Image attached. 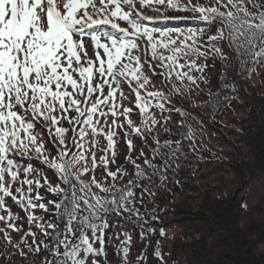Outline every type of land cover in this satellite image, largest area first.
I'll return each instance as SVG.
<instances>
[{"label": "snow or ice", "instance_id": "snow-or-ice-1", "mask_svg": "<svg viewBox=\"0 0 264 264\" xmlns=\"http://www.w3.org/2000/svg\"><path fill=\"white\" fill-rule=\"evenodd\" d=\"M238 68H264V0H0L3 264H150L120 229L155 234L144 197L191 163L192 108L227 106Z\"/></svg>", "mask_w": 264, "mask_h": 264}, {"label": "trees", "instance_id": "trees-1", "mask_svg": "<svg viewBox=\"0 0 264 264\" xmlns=\"http://www.w3.org/2000/svg\"><path fill=\"white\" fill-rule=\"evenodd\" d=\"M191 24L192 21H177L168 26L185 27ZM258 70H260V77L255 79L256 72L249 78H245L244 72L239 68L230 75V79L234 81L235 92L231 93L232 98L230 102H226L227 106H222L216 111L204 107L192 108L194 116L189 123L197 150L189 154L191 163H185L184 155L178 153L179 159L175 163L181 170L169 179L163 180L159 187L153 188L155 195L146 194L144 197L146 208L149 210L155 208L159 217L158 222L152 221V227L156 229L155 234H149L146 240L141 241L139 228L129 225L127 229H121V231L131 230L132 232L133 246L130 253L132 258L144 250L150 264H158L153 252L159 241L162 251L167 253L165 259L168 264L173 261L175 264H182L185 261L184 255L188 256L187 264H264V253L255 252L260 241H264V231L260 232L262 228L264 230V214L261 220L263 225L260 227V209L242 207L243 203L239 201L236 209L233 206L235 202L232 194L222 196L225 191L213 178L218 171L223 172L226 167L230 170L233 166L240 168L237 173L242 174V180L245 178L252 180L254 175L264 174V68H258ZM209 75L214 78L210 90L212 94H215L223 88L222 81L215 79L222 75L221 69H213ZM228 94L224 93V95ZM206 99L207 90L194 101V104L199 105ZM237 106V109L242 108L246 111L244 117L234 116L233 110ZM198 126L204 127L201 133L195 132ZM236 126L242 130L239 137H234ZM169 127H171V133L158 128L157 134L161 140L169 135L179 137L181 129L173 123H170ZM226 128L228 131L225 130ZM218 133L220 135L215 139L213 134ZM240 141L245 142L247 146H242ZM225 145L231 148L224 151ZM120 150L126 151V146ZM244 169L247 171L246 174L242 171ZM195 195L200 196L202 200V206L199 209H202L204 214L195 211L185 213L188 205L183 204ZM144 210V207H141V211ZM190 213L196 215L195 222L202 221L207 225L208 232L214 236L215 243H205L206 239L202 237L198 239L197 245L195 244L198 252L183 253V248L177 245L176 241L172 249L167 250L165 245H161L163 244L161 239L166 237L171 226L176 224L178 227H185L188 217L184 216H189ZM243 218L247 220L244 223ZM161 227L165 233L163 237L160 236ZM191 230L187 229L186 235L195 238ZM182 237L179 235L174 240L178 241ZM216 243L218 244L215 245ZM145 245H147L146 249ZM13 260L16 264H23L19 257H13ZM0 264H3L2 259Z\"/></svg>", "mask_w": 264, "mask_h": 264}, {"label": "rangeland", "instance_id": "rangeland-1", "mask_svg": "<svg viewBox=\"0 0 264 264\" xmlns=\"http://www.w3.org/2000/svg\"><path fill=\"white\" fill-rule=\"evenodd\" d=\"M256 77H260V70H258L256 72L254 79ZM263 88H264V86H263ZM237 108H238V106L233 110L234 116L236 115L237 117H244L246 114V111L242 110V108H239V109H237ZM218 115H220V114H218ZM218 117H220V116H218ZM203 129H204L203 126H200V127L198 126V128L195 130V132L201 133V131ZM225 130L228 131V128H226ZM222 131H224V130H222ZM234 131H235L234 137H239L242 130L240 129L239 126H236ZM218 135H220V133H218L217 135L213 134V137L215 139H217ZM224 135L228 136V134H224ZM234 137H233V139H234ZM240 143L242 144V146L243 145L247 146L245 144V142H243V141H240ZM230 148L231 147H229L228 145H225L223 147L224 151H227ZM239 170H240V168H235L234 166L232 169L230 168V170L228 167H226L225 171H223V172H222V170H221V172L218 171V173L215 174L213 176V178H214L215 182H217L218 185L221 186L222 189H224L225 192L222 193V196L226 197V196L232 194L233 201L235 202L233 204V206L236 209L238 208V206H237L238 201L242 202L243 204H246L247 208L255 207V208L260 209V227H262L263 223L261 220H262V216L264 214V212H263L264 211V174L254 175L252 180L250 178H245L244 180H242V177H241L242 174L238 175V173H237V172H239ZM242 171L245 174L247 172V171H245V169ZM209 179L211 180L210 177H209ZM216 179H218V180L216 181ZM189 200L190 201L187 200L188 202L183 204V205H188V206H186L187 208L185 210V213H187L189 211H195L197 213H199V212L203 213L201 211L202 209H199V207L202 206V200H201L200 196H196V195L192 196ZM239 209H240V207H239ZM195 216L196 215H193L192 213H190L189 216H184V217H188V220H187V223L185 224V227H183V226L178 227V225H176V224L171 226L169 228V231H168L166 237L161 239V242L163 243L161 245L162 246L165 245L166 249L170 251L172 249V246L174 245V242L176 241V242H178L177 245H179L180 247L183 248V251H184L183 253H185V251L191 253V252H198L197 251L198 248L195 246V244L198 242L199 238L204 237L206 239L205 243H210V244L215 243L214 236L210 235L212 233L208 232L207 225H205V223L203 224L202 221L195 222L196 221ZM246 221L247 220L245 218H243V223ZM187 229H192L191 231L194 233L195 238H192V237H189L186 235L185 231H187ZM120 231H121V229H120ZM263 231L264 230L262 228L260 230V232H263ZM182 234H183V237H182ZM179 235H181L182 239H179L178 241L174 240L175 237H177ZM217 244L218 243H216L215 245H217ZM255 252L257 254L264 253V241L263 240L260 241L258 246L255 248ZM163 253H165V252H163ZM165 254L167 255V253H165ZM166 255H165V257H166ZM181 256H183V255H181ZM177 258H179V257H177ZM171 259L172 258H170V260ZM183 259L185 261L182 264H187V261L189 260L188 256L184 255ZM169 264H173V263L169 262Z\"/></svg>", "mask_w": 264, "mask_h": 264}]
</instances>
